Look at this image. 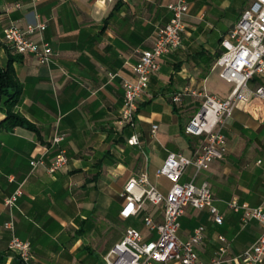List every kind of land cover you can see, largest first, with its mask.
Masks as SVG:
<instances>
[{"label": "crops", "instance_id": "crops-1", "mask_svg": "<svg viewBox=\"0 0 264 264\" xmlns=\"http://www.w3.org/2000/svg\"><path fill=\"white\" fill-rule=\"evenodd\" d=\"M176 1L0 0V63L12 64L23 87L17 111L40 131H0V264H18L8 250L11 232L4 227L11 219L16 235L32 246L33 264H104L127 228L146 233L147 215L163 220L162 209L152 204L137 217L123 219L121 193L141 172L168 192L171 183L157 176L168 155L191 157L202 148V137L185 133L202 103L192 91L224 99L230 95L234 85L220 76L215 62L222 39L252 3L187 0L183 45L162 58L160 71L139 99L136 129L124 127L119 124L123 82L133 79L140 52L154 45L159 27L171 18L168 5ZM37 22L47 24L44 39L54 53L49 65L33 55L16 54L3 39L9 25ZM250 86L264 87V75ZM184 89L182 102L175 103L173 97ZM5 118L0 111V122ZM222 131L228 140L225 157L196 177L190 167L182 181L209 182L224 221L218 225L209 210L189 206L180 233L188 238L205 225L200 258L212 260L221 246L218 237L224 236L229 247L222 264H242L235 257L257 241L263 226L244 223L227 203L264 206V107L240 104ZM58 134L65 137L61 148L69 164L54 174L43 167L32 169V157L44 155L49 163L57 153L51 141ZM133 134L139 137L137 145L128 143ZM18 188L23 195L15 207H7L6 198Z\"/></svg>", "mask_w": 264, "mask_h": 264}, {"label": "built area", "instance_id": "built-area-1", "mask_svg": "<svg viewBox=\"0 0 264 264\" xmlns=\"http://www.w3.org/2000/svg\"><path fill=\"white\" fill-rule=\"evenodd\" d=\"M106 1V0H104ZM170 20L159 27L154 45L141 51L139 59L133 66V79L123 82L124 96L119 124L135 130L138 119V101L149 88L151 78L160 71L162 58L179 50L183 45L186 31V17L189 13L187 0L170 3ZM47 24L44 22L29 23L25 27L11 24L4 29V42L20 55H33L42 65L53 61V48L44 39ZM35 37H38L36 39ZM222 52L215 62L220 69V76L234 85L227 98L208 93L206 90L192 91L202 99L197 113L185 125V133L202 137V148L193 156L181 153H170L158 169L157 176L166 178L171 187L163 192L152 184L147 172H141L132 178L124 187L121 197L125 204L120 211L123 219L137 217L145 211L147 204L162 209L163 220L158 222L152 216L144 219L146 233L135 228L126 229L122 239L104 257V264H222L223 256L228 252L229 242L219 236L221 246L217 255L205 262L199 256V247L203 244L207 228L199 225L188 238L181 236V218L186 208L209 210L216 224L224 221L215 204V198L209 182L197 184L194 179L182 181L190 167L195 170V177L200 172L210 169L215 161L222 160L228 151V140L222 128L233 116L240 104L247 106L254 102L264 107V87L251 88L252 80L264 75V0H252L239 21L231 28L221 41ZM188 89L181 90L173 97L175 103L182 102ZM157 126H153L155 134ZM65 140L63 135H55L51 145L57 148L54 157L46 162L44 155L32 157V169L43 167L54 174L69 164L66 151L61 148ZM130 145L139 144V137L133 134L128 139ZM47 151V148H45ZM23 190L18 188L5 200L9 208L15 207ZM228 207L242 214L244 223L257 221L262 224L263 232L257 241L235 257L242 264L264 263V206L252 207L248 203L231 200ZM5 229L11 232L8 250L17 259L18 264H33L34 254L29 242L21 240L15 233L13 219L6 222Z\"/></svg>", "mask_w": 264, "mask_h": 264}, {"label": "trees", "instance_id": "trees-1", "mask_svg": "<svg viewBox=\"0 0 264 264\" xmlns=\"http://www.w3.org/2000/svg\"><path fill=\"white\" fill-rule=\"evenodd\" d=\"M22 90V84L18 80L12 64L3 67L0 63V111L6 116L0 122V131L2 129L13 130L16 127H23L40 135L39 129L17 111ZM0 262H3L2 255H0Z\"/></svg>", "mask_w": 264, "mask_h": 264}, {"label": "rangeland", "instance_id": "rangeland-1", "mask_svg": "<svg viewBox=\"0 0 264 264\" xmlns=\"http://www.w3.org/2000/svg\"><path fill=\"white\" fill-rule=\"evenodd\" d=\"M131 223H129L128 225H130Z\"/></svg>", "mask_w": 264, "mask_h": 264}]
</instances>
